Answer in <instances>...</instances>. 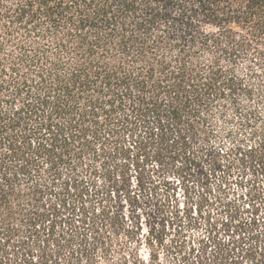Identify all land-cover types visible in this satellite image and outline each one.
Masks as SVG:
<instances>
[{
    "label": "trees",
    "instance_id": "1",
    "mask_svg": "<svg viewBox=\"0 0 264 264\" xmlns=\"http://www.w3.org/2000/svg\"><path fill=\"white\" fill-rule=\"evenodd\" d=\"M233 169L209 264H263L264 0H0V264H142L96 196Z\"/></svg>",
    "mask_w": 264,
    "mask_h": 264
},
{
    "label": "rangeland",
    "instance_id": "2",
    "mask_svg": "<svg viewBox=\"0 0 264 264\" xmlns=\"http://www.w3.org/2000/svg\"><path fill=\"white\" fill-rule=\"evenodd\" d=\"M229 175L222 187L212 182L214 191L206 201L197 181L176 173L161 174L149 190L133 189V204L122 192L99 193L95 198L99 211L109 207L110 214H118L123 224L118 237L113 238L111 262L121 247L142 264H209L211 250L226 244L230 230H237L236 214L227 210L241 204L242 190L237 170ZM95 191L102 192L100 187ZM62 228H57L58 233Z\"/></svg>",
    "mask_w": 264,
    "mask_h": 264
}]
</instances>
